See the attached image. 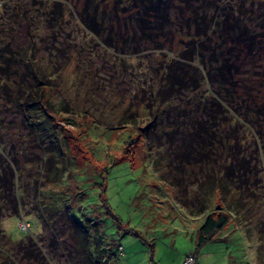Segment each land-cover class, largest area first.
<instances>
[{
    "label": "rangeland",
    "instance_id": "rangeland-1",
    "mask_svg": "<svg viewBox=\"0 0 264 264\" xmlns=\"http://www.w3.org/2000/svg\"><path fill=\"white\" fill-rule=\"evenodd\" d=\"M205 1L0 0V163L15 164L20 201L16 214L12 202L0 210V261L189 264L196 233L220 209L232 221L197 264H264V119L252 113L261 104L246 105L264 98V0ZM164 3L172 25L159 11ZM202 4L240 7L258 38L237 47L241 103L217 125L215 150L190 140L199 105L219 88L169 92L162 82L170 60L188 50V15ZM85 15L107 32L91 33ZM194 60L188 77L203 82ZM38 85L49 88L50 119L27 106ZM49 164L60 176L46 175ZM209 176L227 189L206 183ZM21 240L31 242L26 251Z\"/></svg>",
    "mask_w": 264,
    "mask_h": 264
},
{
    "label": "trees",
    "instance_id": "trees-1",
    "mask_svg": "<svg viewBox=\"0 0 264 264\" xmlns=\"http://www.w3.org/2000/svg\"><path fill=\"white\" fill-rule=\"evenodd\" d=\"M210 1L211 0H207L205 2L209 3ZM160 8L161 10L159 11H164L163 15L165 21L172 25L173 21L171 20L170 15L165 11L168 8V4L164 3L162 6H160ZM240 13H242V15H240ZM248 15L250 14L248 12L243 13L240 10V7L239 11H237L236 6H232L229 4H219V6L217 5L214 8L212 7L209 9H207L202 4L201 6L193 8V11L188 15V18L194 22L193 25L195 29L194 34H190L192 36L189 37L190 39L186 43V45L188 46V50L182 52L183 54H181V57L173 58L172 60H170V62L166 65L165 72H167L165 80H163L162 82H164L163 84H167L169 92H172L175 89H177L178 92L186 91L189 89L191 83H196V87L204 84L209 87L211 84H213L220 90L217 92V94L212 93V95H209L208 100L206 99L203 105H199V107H201V110L200 116L198 117H200L201 120L192 121L193 136L190 140V144L194 146L196 145V143H200L202 141V144H204L205 147L209 145L211 149L213 148L215 150L217 146L216 141H214L213 139L218 135L217 125H220V121H223L225 119L232 120L233 117H236V109L234 108L235 112H232V110L230 109V107L233 106L234 103H241V101L236 100L240 99V93L238 91V88H236L237 83L240 81V78L236 77L235 70L237 69V64L239 63L242 65L241 62L244 60L242 58V51L240 49H237V47L242 44V40L248 42V47H251L253 45V42L258 39L256 34L257 32L252 30V28L250 27L251 23L246 20V16ZM87 16H82L81 21L83 22L85 27L91 31V33H93L95 36H102L104 32H107V30L103 28V23L96 21L94 15L92 18ZM188 18L187 27H190L191 24L189 23ZM219 21H222V24ZM236 30H239L240 33L237 34ZM227 38L231 39L230 45L232 44L233 46V48L230 49V45H228L229 50L227 54H229V57L225 56L226 54H223V51L226 48ZM110 41L111 40L106 41V44L112 47L113 41ZM221 43L223 45H221ZM220 54L224 55L221 59L218 57ZM231 55H237V57H231ZM196 58L199 59L198 68H201V77L203 82H200L194 77H188L189 71L194 68L193 62ZM0 71L6 73V70L3 67H0ZM38 86L41 88L38 92H35V94L32 93L31 95L28 94L29 97L26 103H29L27 104V106H29V109L32 111H41L50 119L54 114V105L51 103V94L48 90L49 88L48 86L44 85ZM34 89L35 88H33V90ZM17 92L19 96L17 97L16 105H19L20 108L21 100L23 99L24 102L26 100L24 98L26 91L24 89H19ZM236 92H238V94H236ZM232 93L235 100H228L227 98H225V96L228 94H230L229 97H232ZM259 104H261L259 108L253 110L252 113L257 114L258 110H262L263 112H260V114L264 119V98H253V100L246 105H249L250 107L254 106L256 108ZM128 124L129 123H125V125ZM222 138L223 137L219 138L220 142H222ZM202 144L199 145L201 148ZM210 153H212V150L210 151ZM243 159V161H247L245 158ZM232 165L233 164L226 167L228 174L229 171L233 172ZM58 169L55 168L56 172H54V168L51 164H49L46 175L48 177H51L52 173L54 174V176H60V170ZM15 175H17V169L13 162H8L6 165L0 163V210H7L6 208H4V205L7 202H12L15 209L13 211L16 214L18 212V202L20 201L19 196L15 195V191H13ZM220 180L223 183L220 188L227 189L228 186L224 184L227 182L223 178L218 180L214 178V180L212 181L211 177L209 176L206 183L214 182L217 185V182ZM54 181L56 180L54 179ZM100 198L102 203L104 204L102 205L107 206V202L105 201L104 197L101 196ZM231 221V214L228 211H221L220 209L210 213L206 217L204 224L198 230L195 236V254L194 261L191 264H197V254L209 243L217 240L219 235L228 227ZM1 234H4V232H2ZM72 239L74 240L73 237ZM23 241L24 240L19 241L18 247L21 250L26 251L25 249L31 242L25 243ZM12 263L13 262H10V264ZM0 264L8 263L0 261Z\"/></svg>",
    "mask_w": 264,
    "mask_h": 264
},
{
    "label": "built area",
    "instance_id": "built-area-1",
    "mask_svg": "<svg viewBox=\"0 0 264 264\" xmlns=\"http://www.w3.org/2000/svg\"><path fill=\"white\" fill-rule=\"evenodd\" d=\"M18 228L22 232H29L30 231V224L25 220H21L18 222ZM192 262H193V258L191 257L187 263L191 264Z\"/></svg>",
    "mask_w": 264,
    "mask_h": 264
}]
</instances>
